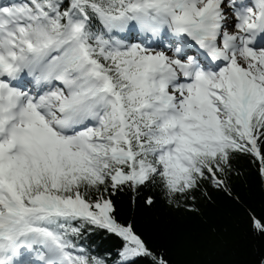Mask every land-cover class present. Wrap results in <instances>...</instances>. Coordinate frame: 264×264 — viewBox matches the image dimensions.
Returning <instances> with one entry per match:
<instances>
[{"label":"snow or ice","instance_id":"snow-or-ice-1","mask_svg":"<svg viewBox=\"0 0 264 264\" xmlns=\"http://www.w3.org/2000/svg\"><path fill=\"white\" fill-rule=\"evenodd\" d=\"M252 177L264 0H0V264H172L124 197L200 215L220 195L264 239Z\"/></svg>","mask_w":264,"mask_h":264},{"label":"trees","instance_id":"trees-1","mask_svg":"<svg viewBox=\"0 0 264 264\" xmlns=\"http://www.w3.org/2000/svg\"><path fill=\"white\" fill-rule=\"evenodd\" d=\"M237 191L257 214H264V188L258 179L238 182ZM120 207L121 218L132 220L151 246L168 249L172 264H248L253 259L250 253L264 248V239L250 231L246 213L220 195L214 204H202L200 215L174 210L158 196L154 208L142 203L131 208L128 197ZM95 238V233L90 234L83 243ZM118 246L119 238L111 237L108 254L115 257Z\"/></svg>","mask_w":264,"mask_h":264}]
</instances>
